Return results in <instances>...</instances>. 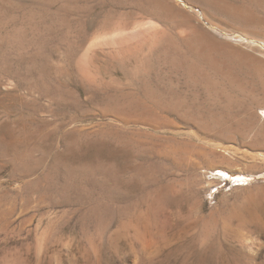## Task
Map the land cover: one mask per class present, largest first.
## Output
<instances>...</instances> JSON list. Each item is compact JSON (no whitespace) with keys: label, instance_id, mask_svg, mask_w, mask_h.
<instances>
[{"label":"rangeland","instance_id":"obj_1","mask_svg":"<svg viewBox=\"0 0 264 264\" xmlns=\"http://www.w3.org/2000/svg\"><path fill=\"white\" fill-rule=\"evenodd\" d=\"M157 13L0 0V264H264V132L219 147L197 120L244 131L264 85L191 76V24Z\"/></svg>","mask_w":264,"mask_h":264},{"label":"bare ground","instance_id":"obj_2","mask_svg":"<svg viewBox=\"0 0 264 264\" xmlns=\"http://www.w3.org/2000/svg\"><path fill=\"white\" fill-rule=\"evenodd\" d=\"M142 2L152 5L158 15L167 18H181L191 24L192 34L183 38L185 48L192 54L191 57L185 59L191 76L201 74L203 65H206L223 77V81L228 85L243 90L246 87L237 78L235 70L245 69L251 75L257 76L260 83L264 85V38H256V35L254 36L256 31L253 32L251 29L264 26L262 9L264 0H142ZM205 83L211 91L223 96L224 109L232 110L239 105L238 97L223 92L219 88L218 81L205 78ZM169 104L176 111L182 108L179 103ZM228 115L229 112H216L210 113L206 118L197 119L201 127L216 131L215 138L220 141L217 144L219 147L224 145L221 141L226 142L230 134L239 137L241 135L251 136L252 133L256 138L260 131L264 132V105L249 107L247 120L244 119L247 121L245 127L243 126L244 131L237 125L232 128L224 125L225 128H222V122H227ZM255 127L259 130L256 131Z\"/></svg>","mask_w":264,"mask_h":264}]
</instances>
